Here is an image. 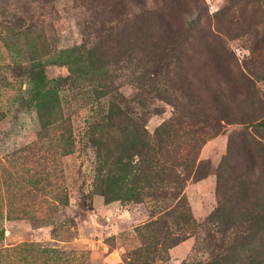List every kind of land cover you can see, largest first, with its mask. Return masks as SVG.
Returning <instances> with one entry per match:
<instances>
[{"label": "rangeland", "instance_id": "obj_1", "mask_svg": "<svg viewBox=\"0 0 264 264\" xmlns=\"http://www.w3.org/2000/svg\"><path fill=\"white\" fill-rule=\"evenodd\" d=\"M178 1L176 11L188 13L181 27L192 28L187 39L202 28L212 45L200 56L184 53L180 72L167 58L161 27H139L132 0H0L1 264H264L263 199L243 194L232 161L222 180L223 241L177 227L156 240L145 226L161 208L106 203L101 195L112 158L91 128L108 104L152 134L171 118L203 113L209 104L197 95L205 88L230 92L221 116L237 121L221 122L200 149L202 177L184 187L192 218L201 223L218 204V167L233 134H255L264 185V128L257 125L264 123V0ZM202 63L209 69L199 73ZM32 71L51 90L38 106L27 99ZM53 92L58 110L49 113ZM63 122L73 128L66 156L58 140ZM175 237L182 240L169 246Z\"/></svg>", "mask_w": 264, "mask_h": 264}, {"label": "trees", "instance_id": "obj_2", "mask_svg": "<svg viewBox=\"0 0 264 264\" xmlns=\"http://www.w3.org/2000/svg\"><path fill=\"white\" fill-rule=\"evenodd\" d=\"M2 1L5 3L7 0ZM132 1L135 7L141 11L138 19L141 23L139 27L150 29L154 22L161 27L162 36L165 39L163 40L167 42L164 49L168 50L170 54H167V58L172 57L171 63L176 72L184 70L182 67L184 60L181 58L184 53L200 56L201 52L211 50L212 45L207 40L208 34L202 28H194V34L188 38L194 43L187 39L192 28L187 30L181 27L184 17L188 13L182 11V8L181 11H176L175 7H178L180 3L178 0ZM18 30L21 31V28L19 27ZM21 35L24 36L25 32L22 31ZM185 62L190 63V60ZM207 66L208 64L203 63L195 64V69L200 73L209 69ZM44 80L43 77L32 71L29 79L30 87L27 91L29 105L38 106L46 96L48 98L51 95L50 88H47L48 82ZM226 93L230 92L220 88L216 91L209 88L201 90L197 96H203L206 98V103L209 104V107H204L203 113L189 112L187 118L190 120L188 121H182L179 117L171 118L164 121L152 134L146 130L144 125L130 119L126 109L113 103L108 104L101 123H96L91 128L92 134L98 136V142H102L100 149L104 152L106 159L112 158L111 168L106 172L105 179L101 180V195L106 203L113 201L144 203L147 201L152 203L154 208H161L159 218L150 221L145 226L154 232L153 236L156 240L158 237H162L163 230H166L170 236L174 227H177L181 233H186L185 231L188 234L201 232L206 236L204 241L215 239L219 235L220 240H224L227 232L221 227L223 224L221 189L225 183V180H222L227 172L229 161H232L238 168V183L239 188L243 189V194L248 192L261 197L263 199L261 210L264 211V185H260L262 180H257L255 171L257 159L252 150V144H258V141L254 138L255 134L246 130L233 134L228 140L226 156L218 167L216 193L219 200L214 211L204 221L198 223L192 218L186 202L184 195L186 182L189 179L197 180L202 177L201 171L204 164L199 160L200 149L208 138L220 133L221 122L232 124L237 121L227 120L221 116V112L226 113L227 111L226 105L222 102L227 99ZM52 95L54 97L53 104L47 107L49 113L58 110V96L54 92ZM212 112L214 114L211 115ZM198 116H202L204 119H198ZM238 122L244 125V128L251 123L242 120H238ZM63 123L61 128L58 126V140L59 149L63 152V156H66L71 153L69 151L72 147L73 128L70 122ZM257 125L264 128L262 122ZM43 129H46L45 125ZM0 233H2V229H0ZM168 239L169 246L182 240V238L176 237ZM5 251L0 250V264Z\"/></svg>", "mask_w": 264, "mask_h": 264}]
</instances>
